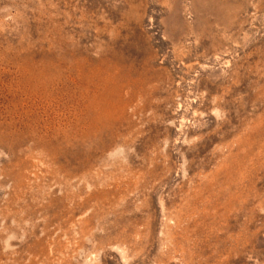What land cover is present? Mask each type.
<instances>
[{
  "label": "rangeland",
  "instance_id": "374dc122",
  "mask_svg": "<svg viewBox=\"0 0 264 264\" xmlns=\"http://www.w3.org/2000/svg\"><path fill=\"white\" fill-rule=\"evenodd\" d=\"M0 264H264V0H0Z\"/></svg>",
  "mask_w": 264,
  "mask_h": 264
}]
</instances>
